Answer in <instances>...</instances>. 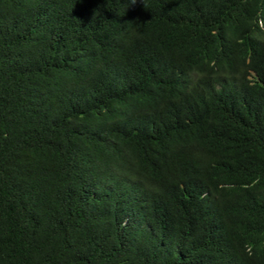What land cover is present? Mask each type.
Instances as JSON below:
<instances>
[{
    "label": "trees",
    "instance_id": "16d2710c",
    "mask_svg": "<svg viewBox=\"0 0 264 264\" xmlns=\"http://www.w3.org/2000/svg\"><path fill=\"white\" fill-rule=\"evenodd\" d=\"M0 264H264V0H0Z\"/></svg>",
    "mask_w": 264,
    "mask_h": 264
},
{
    "label": "clouds",
    "instance_id": "9594fccd",
    "mask_svg": "<svg viewBox=\"0 0 264 264\" xmlns=\"http://www.w3.org/2000/svg\"><path fill=\"white\" fill-rule=\"evenodd\" d=\"M137 2V0H131L132 4H135Z\"/></svg>",
    "mask_w": 264,
    "mask_h": 264
}]
</instances>
